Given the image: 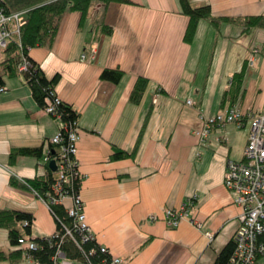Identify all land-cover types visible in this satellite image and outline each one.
I'll use <instances>...</instances> for the list:
<instances>
[{
    "label": "crops",
    "instance_id": "obj_1",
    "mask_svg": "<svg viewBox=\"0 0 264 264\" xmlns=\"http://www.w3.org/2000/svg\"><path fill=\"white\" fill-rule=\"evenodd\" d=\"M129 1L97 2L85 17L65 11L52 44L30 47L28 55L47 78L59 73L54 90L77 113L79 194L97 241L125 264H213L238 227L241 209L224 176L228 160L243 158L251 120L213 126L204 141L196 131L203 127L200 114L264 112V25L247 22L264 16V0H189L209 4L214 18H233L200 19L191 41L183 38L189 18L179 0ZM104 68L123 74L117 82L105 80ZM241 70L236 90L231 82ZM139 77L147 85L135 103L130 93ZM3 80L0 209L29 212L28 236L42 238L55 231L53 215L31 188L11 178L22 182L45 173L43 158L63 121L37 104L22 74ZM39 146L42 159H9L15 148ZM115 149L134 154L113 159ZM184 202L188 215L170 228L164 210ZM2 235L8 239L4 228Z\"/></svg>",
    "mask_w": 264,
    "mask_h": 264
},
{
    "label": "built area",
    "instance_id": "obj_2",
    "mask_svg": "<svg viewBox=\"0 0 264 264\" xmlns=\"http://www.w3.org/2000/svg\"><path fill=\"white\" fill-rule=\"evenodd\" d=\"M27 9L9 10L4 0H0V50L8 42L15 38L17 45L22 48L20 28L26 23ZM255 57L252 53L248 63L252 66ZM20 70L28 67L25 57L21 56ZM5 87H0V91ZM53 100L43 109L55 116H60L57 105L62 100L55 92L51 93ZM191 104V100H187ZM203 121L201 130L196 134L204 141L213 126H223L227 123H235L241 126L244 118L251 120V126L247 136V142L243 150L241 160H228L224 176V185L234 195V201L240 206L238 227L233 235L234 248L225 264H259L258 256L264 253V112L242 113L238 108H231L226 112H219L213 116L205 117L200 114ZM79 139L77 120L65 121L62 128L52 136L50 142L56 146L55 154H46L45 162L54 160L56 169L55 179L45 195L40 198L46 203L51 214L54 204H62L67 215L71 217V225L61 222L56 223L55 231L44 237L51 245H56L55 251L49 261L42 262L28 255L32 264H125V260L112 254L109 249L100 244L87 223L83 208V202L79 191L71 189L75 178L82 179L81 171L76 157L77 141ZM70 187V189H69ZM69 199L70 204L64 205V200ZM188 202H184L179 208H166L163 212V220L170 228H175L179 222L188 215ZM53 215V214H52ZM54 217V216H53ZM149 220H155L156 216L150 215ZM56 222V221H55ZM27 224V220L24 221ZM200 223H196L200 227ZM209 236H211L208 233ZM71 237L74 245L80 250L75 257L63 249L65 238ZM20 246L28 251L37 249L40 244L20 237ZM85 243L94 245L85 248Z\"/></svg>",
    "mask_w": 264,
    "mask_h": 264
},
{
    "label": "trees",
    "instance_id": "obj_3",
    "mask_svg": "<svg viewBox=\"0 0 264 264\" xmlns=\"http://www.w3.org/2000/svg\"><path fill=\"white\" fill-rule=\"evenodd\" d=\"M111 1L118 2H130L129 0H4L7 9H16L20 7H29L27 12V21L21 27V44L22 49L20 50L17 46V41L12 38L10 42L2 49L4 54L2 60L0 61V87L4 86L3 75H14L22 74L24 80L29 85L31 93L37 104L44 108L50 101L53 100L52 92H55L54 86L59 80V73L54 74L51 78H47L40 68V66L32 60L28 55V49L34 46H50L55 38V34L58 29V24L61 15L65 11L74 10L81 13L82 17H85L90 8L95 3L107 4ZM179 5L181 12L188 16L189 22L184 32V40L191 41L196 30L197 23L202 18H208L213 22L233 20V18L221 17L214 18L211 14V8L209 4H204L201 6H193L189 0H179ZM248 24L255 26L264 25V16H251L247 19ZM102 30L105 32L110 31V27L103 25ZM24 56L28 67L26 70H19L18 66L21 62V56ZM123 72L118 68H104L100 77L105 80H110L117 82ZM243 71L236 73L233 78L231 85L238 90L242 81ZM147 85V80L145 78L139 77L134 87L130 93L131 101L138 103L145 91ZM56 93V92H55ZM57 110L63 121L70 122L72 120H77V113L68 104L63 101L57 105ZM56 146L50 144L48 152L46 154H55ZM134 151H126L122 149H115L111 157L113 159L125 158L133 156ZM18 155H31L38 159H42L44 156L42 147H19L10 151L9 159L13 160ZM49 162H44L46 171L42 176H37L32 179H23L19 182L15 178H11V183L21 186H27L34 190L38 195H45L51 187V183L55 179V172L48 166ZM120 175V176H124ZM81 184V179L75 178L72 183L71 189L79 191ZM70 189V187H69ZM53 216L58 226L61 222H66L69 226L71 225V217H69L64 210L62 204H54ZM27 220V224L24 221ZM32 221V215L29 212L19 211V210H6L0 209V228L7 230V236L9 243L12 248L8 250L0 249V261H8L10 263H15L31 255L35 259H39L42 262L50 260L51 255L55 251L56 245H51L44 237L29 238L40 246L37 249H32L30 251L19 246L18 239L29 235L30 225ZM18 224H21L24 231L17 228ZM27 238V237H26ZM264 240V234L262 235ZM63 244V249H65L68 254L72 256H77L80 252L76 248L71 237L65 238ZM94 245V243H85L82 246L88 248ZM234 241L233 238L230 239L223 248L216 255L213 264H225L229 259L231 253L233 252Z\"/></svg>",
    "mask_w": 264,
    "mask_h": 264
},
{
    "label": "rangeland",
    "instance_id": "obj_4",
    "mask_svg": "<svg viewBox=\"0 0 264 264\" xmlns=\"http://www.w3.org/2000/svg\"><path fill=\"white\" fill-rule=\"evenodd\" d=\"M27 9L28 8V10L26 11V21H27V12L29 11V7H20V8H16V9H12V10H19V9ZM11 10V9H10ZM20 32H21V28H20ZM11 41V40H10ZM9 41V42H10ZM18 46V45H17ZM19 47V46H18ZM19 49L21 50L22 48H20L19 47ZM257 50V48H253V51L252 52H254V51H256ZM4 54L2 53V50H0V57H1V60H2V58L4 57L3 56ZM250 57V56H249ZM20 64V63H19ZM19 68V67H18ZM20 70V69H19ZM24 71V70H23ZM52 115V114H51ZM53 116H55V115H53ZM55 117H60L61 118V116H55ZM62 119V118H61ZM63 121V120H62ZM65 121H63V123H64ZM52 144V143H51ZM54 145V144H53ZM44 161V160H43ZM45 162V161H44ZM23 181V180H22ZM34 191V190H33ZM35 192V191H34ZM36 193V192H35ZM37 194V193H36ZM37 196L40 198L42 195H38L37 194ZM41 199V201H43L42 200V198H40ZM44 202V201H43ZM45 203V202H44ZM46 204V203H45ZM47 206V205H46ZM48 208V207H47ZM51 213V212H50ZM88 223V222H87ZM17 228H19L20 230H22V231H24V228H23V226L21 225V224H18V226H17ZM1 232H4L3 231V229H1ZM25 232V231H24ZM30 238L28 235L27 236H24V238ZM32 240V239H31ZM34 241V240H33ZM8 239H7V237H4L3 235H2V237H0V243H2V245H4V246H7L8 245ZM36 242V241H35ZM19 246H20V243H19ZM24 258V257H23ZM24 260H26L29 264H32V262L28 259V258H26L25 257V259ZM24 260H20V261H18L17 263L15 262V263H12V264H24ZM260 262H261V264H264V256H262L261 257V259H260Z\"/></svg>",
    "mask_w": 264,
    "mask_h": 264
},
{
    "label": "water",
    "instance_id": "obj_5",
    "mask_svg": "<svg viewBox=\"0 0 264 264\" xmlns=\"http://www.w3.org/2000/svg\"><path fill=\"white\" fill-rule=\"evenodd\" d=\"M48 166H49V168H51L52 170H55V169H56V166H55V162H54V160H50Z\"/></svg>",
    "mask_w": 264,
    "mask_h": 264
}]
</instances>
